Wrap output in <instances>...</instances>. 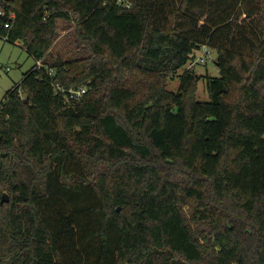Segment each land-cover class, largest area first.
Wrapping results in <instances>:
<instances>
[{"label": "trees", "instance_id": "1", "mask_svg": "<svg viewBox=\"0 0 264 264\" xmlns=\"http://www.w3.org/2000/svg\"><path fill=\"white\" fill-rule=\"evenodd\" d=\"M243 1L0 0V37L43 62L1 101L0 264H264V39L233 44ZM59 19L84 53L46 59ZM204 45L210 99L193 68L168 90Z\"/></svg>", "mask_w": 264, "mask_h": 264}, {"label": "rangeland", "instance_id": "2", "mask_svg": "<svg viewBox=\"0 0 264 264\" xmlns=\"http://www.w3.org/2000/svg\"><path fill=\"white\" fill-rule=\"evenodd\" d=\"M171 1L173 2L169 6V11L180 6V0ZM262 10V0L243 1L240 3L233 16L235 30L233 44L237 45L236 48L240 47L250 52L256 48L250 36L255 37L259 42L263 41L264 21ZM76 29V22L59 19L58 35L46 59L74 58L78 53H84L83 49H78L79 39ZM196 57L193 63L187 64L167 80L166 88L171 91H178L181 81L180 76L184 69L193 68L202 76L197 85L196 97L200 101H208L210 98L205 76L217 77L220 74L219 67L215 62L217 51L204 45L196 52ZM35 63V58L28 53L22 41L12 43L4 37H0V102L5 99L9 89L21 82L23 74L29 71ZM165 260V256L162 255L158 258L157 264H163Z\"/></svg>", "mask_w": 264, "mask_h": 264}, {"label": "built area", "instance_id": "3", "mask_svg": "<svg viewBox=\"0 0 264 264\" xmlns=\"http://www.w3.org/2000/svg\"><path fill=\"white\" fill-rule=\"evenodd\" d=\"M205 53H206V51L204 52V55H205ZM201 60H203V59H201ZM36 62H37V66H38V67L43 66V62H42V60H37ZM190 64H191V63H190ZM49 72H50L51 74H54V69H51ZM54 85H55V89H56V91H58V90L61 89L59 83L56 82ZM85 92H86V87H81V88L76 89V90H73V89L70 90L71 97H78V98L81 97V96H83V94H84ZM1 106H2V102H0V112H1Z\"/></svg>", "mask_w": 264, "mask_h": 264}, {"label": "water", "instance_id": "4", "mask_svg": "<svg viewBox=\"0 0 264 264\" xmlns=\"http://www.w3.org/2000/svg\"><path fill=\"white\" fill-rule=\"evenodd\" d=\"M26 101H28V98L26 99Z\"/></svg>", "mask_w": 264, "mask_h": 264}]
</instances>
